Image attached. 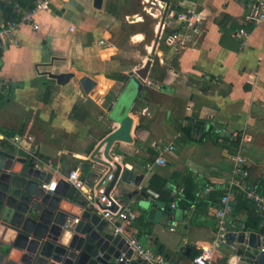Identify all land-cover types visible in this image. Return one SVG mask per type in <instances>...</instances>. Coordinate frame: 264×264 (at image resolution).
Segmentation results:
<instances>
[{
    "label": "crops",
    "instance_id": "0c3cea01",
    "mask_svg": "<svg viewBox=\"0 0 264 264\" xmlns=\"http://www.w3.org/2000/svg\"><path fill=\"white\" fill-rule=\"evenodd\" d=\"M93 1L53 0L49 12L36 15V29L21 26L16 33L19 45L0 51V95L4 97L0 134L29 133L39 157L58 165V173L52 171L54 178L77 168L86 182L94 183L114 170L100 162L106 161L104 146L92 159L90 156L118 127L109 119L108 108L122 101L120 113L132 118V141L113 144V161L138 177L139 185L155 192L153 187L163 181L165 194L159 200L145 198L155 209L149 220L139 206L144 200L142 191L118 179L111 192L121 206L131 208L132 219L108 223V228L112 231L114 225L121 226L124 237L137 238L155 253L163 249L167 264H193L192 259L202 250L212 249L215 239L219 205L204 202V189L213 186L217 199L231 190L233 201V189L240 180L232 174L238 155L247 171L244 183L248 178L264 180V23L247 20L251 3L246 0H102L99 9ZM149 2L153 18L160 16V20L178 6L180 11L198 13L200 23L196 33L178 31L184 40L181 45L168 44L165 34L155 48L154 39L150 52V46L144 44L148 52L145 62L150 54L153 57L137 91L131 78H137L140 67L121 70L116 60L120 51L110 42L108 22L115 25L119 18L139 17L127 7L139 8ZM1 6L0 24L4 19ZM153 31L160 34L156 26ZM186 34L191 35L189 39ZM142 41L143 35L137 33L129 43L137 46ZM48 73H72L74 77L58 85ZM82 76L95 82L88 94L79 85ZM7 105L16 106L20 114ZM191 119L204 126L196 131ZM160 145L173 146L163 154V165L154 164ZM0 149L25 156L1 139ZM186 189L197 197L188 207L181 202ZM72 201L92 208L77 190ZM62 204L79 219L80 207L70 206V201ZM237 220L244 222L246 215L239 214ZM170 223H176L173 231ZM230 229L245 231L234 224ZM229 248L221 245L213 251V264H219ZM7 254L18 261L21 252L8 249Z\"/></svg>",
    "mask_w": 264,
    "mask_h": 264
},
{
    "label": "water",
    "instance_id": "95a60500",
    "mask_svg": "<svg viewBox=\"0 0 264 264\" xmlns=\"http://www.w3.org/2000/svg\"><path fill=\"white\" fill-rule=\"evenodd\" d=\"M101 5L102 0L93 1L94 8L99 9ZM158 38L159 33L156 34L154 48ZM152 57L150 54L145 64L136 70L137 78H131L137 91L141 87L140 80L146 79ZM48 77L63 85L74 75L48 73ZM79 85L88 94L95 82L88 76H82ZM122 104L118 101L108 108L109 119L118 123V127L98 143L90 156L92 159L93 154L104 146L106 161L100 162L107 168L114 167L112 173L104 175V178L110 174L112 177L106 195L113 190L118 179L135 186L140 184L139 178L122 169L110 154L115 142L132 141V118L120 113ZM190 123H194L196 131L204 126L202 121L193 119ZM49 180L50 175L31 167L26 158L0 149V264H146L133 256L126 238L122 234H114L96 210L72 201L75 190L66 181L59 179L54 192H44L40 182L48 183ZM141 195L144 200L139 206L151 220L155 209L145 199L144 191ZM63 201H70V206L82 209L77 223H72L76 217L62 204ZM225 239L231 248L219 264H264V224L250 235L244 231L228 232ZM8 249L21 252L18 261L8 257Z\"/></svg>",
    "mask_w": 264,
    "mask_h": 264
},
{
    "label": "built area",
    "instance_id": "2783aa9c",
    "mask_svg": "<svg viewBox=\"0 0 264 264\" xmlns=\"http://www.w3.org/2000/svg\"><path fill=\"white\" fill-rule=\"evenodd\" d=\"M242 1V0H235ZM251 3V13L247 16V20L255 24L264 23V0H246ZM53 0H32V8L21 7L20 3L16 0H0V3H5L12 7L14 17L2 20L0 24V51L6 50L10 46H18L16 33L21 26H29L36 29L37 23L35 17L40 12H49ZM159 20L158 29L160 30L159 38L165 34L168 44L181 45L184 40L179 37L178 31L181 29H188L192 33L198 32V25L200 17L198 13L193 10L187 11H170L167 12L163 22ZM170 31V33H169ZM245 32L241 31V34ZM189 39L190 34H186ZM0 139L8 143L16 150L21 151L27 159L28 163L34 169L50 175L48 183L40 182V188L44 192H54L57 188L59 179L66 181L74 190L82 192L92 209L96 210L103 219L108 223H115L121 221H128L132 219V210L128 206H121L114 195L109 193L106 195V189L111 181V174L106 178L99 177L94 183H88L82 177L79 169L72 168L67 171L65 175H59L57 178L53 177L52 171L57 172L58 165L54 164L51 160H43L39 157L38 147L34 143V138L29 133L14 135L12 137H5L0 134ZM173 149L172 145L157 146L158 157H156L154 164L163 165V154ZM244 159L241 155L236 156L234 160V167L232 170L233 177L240 179L236 182V187L240 188L246 199L252 202L262 217H264V194L256 191L253 188H248L242 181L247 177V171L244 169ZM56 165V168L54 166ZM152 164L147 165L150 170ZM139 191H144L146 195L152 200H159V193L151 190L150 188L138 185ZM213 190V186L209 185L204 189V194L207 195ZM174 203L171 204L174 207ZM115 207V210H112ZM233 212V203L231 190H228L219 199V207L216 211V230L215 239L213 241L211 250H202L200 254L192 259L193 264H213L212 252L218 249L221 245H228L225 235L231 231L232 223L230 218ZM78 219L72 220V223H77ZM176 223H170L169 230L173 231ZM67 227V226H66ZM121 226H113L114 234H121ZM245 232V231H244ZM126 241L132 250L134 257L141 259L146 264H167L163 255L153 252L151 249L142 245V243L135 237H125Z\"/></svg>",
    "mask_w": 264,
    "mask_h": 264
},
{
    "label": "rangeland",
    "instance_id": "374dc122",
    "mask_svg": "<svg viewBox=\"0 0 264 264\" xmlns=\"http://www.w3.org/2000/svg\"><path fill=\"white\" fill-rule=\"evenodd\" d=\"M128 10H131L130 12H138L139 17L129 15L125 21H119V18L117 24L115 25H113L112 22H108L111 23L110 28H112V38L110 42L120 51L116 60L119 63L121 70L125 71H129L131 69L136 70L143 66L147 53L150 52L151 45L155 39L156 32L153 31V28L156 26L157 31L160 17L157 16L153 18L152 13L154 12V9L150 2L146 5L139 6V8L133 6L128 9L127 7V11ZM136 19H139V22L134 24L133 22ZM137 33H141L145 41H142L136 46V44L131 42L129 43V41L130 38ZM144 44L150 46L149 49H147L148 52L145 49L146 45ZM160 44H162L161 41L159 42V45ZM6 107L7 109L14 111L16 115L20 114V112H16V106L7 105Z\"/></svg>",
    "mask_w": 264,
    "mask_h": 264
},
{
    "label": "trees",
    "instance_id": "16d2710c",
    "mask_svg": "<svg viewBox=\"0 0 264 264\" xmlns=\"http://www.w3.org/2000/svg\"><path fill=\"white\" fill-rule=\"evenodd\" d=\"M16 1L20 3L21 7L27 6L31 9L33 6L32 0H16ZM1 7H2L4 20L14 17V14L12 13V7L10 5H6L5 3H3ZM174 10L180 11L181 8L177 6L174 8ZM48 93H50V91H48ZM3 99L4 97L0 95V103L3 102ZM85 169L86 168L83 167L82 171H85ZM245 184L248 188H253L256 191L264 194V180L263 179L257 178L256 181L255 180L251 181L248 178L246 179ZM153 188L159 193L160 198L164 196L165 193L163 191V181L160 180L158 188H155V187ZM233 194H234V200L232 201L233 202V212L230 218V222L234 224L238 229L241 228L242 230H245V231H257L262 224V216L260 215L256 207L252 204V202L246 199L244 192L240 188L237 187L236 189H233ZM221 195L222 193H220V196ZM216 197L217 196L213 193V191H211L206 195V200L204 202H213L215 203V206L218 207L219 199H217ZM181 202H184L186 204L185 206L188 207L190 204L197 202V197L194 195L193 191H188L186 189ZM217 203L218 205H216ZM241 213L246 215V220L244 222H239L237 220V216ZM162 250L163 249H160L158 254L165 256Z\"/></svg>",
    "mask_w": 264,
    "mask_h": 264
},
{
    "label": "bare ground",
    "instance_id": "6f19581e",
    "mask_svg": "<svg viewBox=\"0 0 264 264\" xmlns=\"http://www.w3.org/2000/svg\"><path fill=\"white\" fill-rule=\"evenodd\" d=\"M239 41V40H238ZM184 192V191H183Z\"/></svg>",
    "mask_w": 264,
    "mask_h": 264
}]
</instances>
